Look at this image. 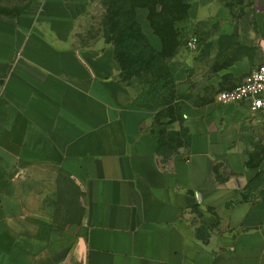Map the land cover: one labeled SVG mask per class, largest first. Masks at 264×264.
I'll return each instance as SVG.
<instances>
[{"label":"crops","instance_id":"obj_1","mask_svg":"<svg viewBox=\"0 0 264 264\" xmlns=\"http://www.w3.org/2000/svg\"><path fill=\"white\" fill-rule=\"evenodd\" d=\"M92 1L0 0V264H264V198L245 199L241 183L264 172V156L248 166L262 115L199 100L253 67L235 61L193 91L179 49L170 61L190 141L161 155L113 44L82 41ZM203 1L185 0L172 29L191 37ZM151 2L136 3V20L164 51Z\"/></svg>","mask_w":264,"mask_h":264},{"label":"rangeland","instance_id":"obj_2","mask_svg":"<svg viewBox=\"0 0 264 264\" xmlns=\"http://www.w3.org/2000/svg\"><path fill=\"white\" fill-rule=\"evenodd\" d=\"M101 2L105 5L108 0ZM102 5L99 0H93L81 18L84 26L82 41L88 48L105 47L107 43H113V39H117L108 29L111 14L107 7ZM162 24L168 28L166 21ZM175 34V36L170 34L172 38L167 55L172 56L177 54L179 49H183L182 55L185 57L183 64L189 83L187 87L193 91L197 90L204 79L216 74L219 68L235 61H244L253 68L264 63V0H204L200 19L192 30V36L198 39V47L195 50L186 46L190 36L185 28ZM118 39L123 40L120 37ZM180 42L182 45L178 46ZM212 51L214 55H211ZM169 63L173 74V64L171 65V61ZM123 72H125L124 77L135 88L143 105L150 110L149 119L145 123L146 130L159 133L165 154L170 156L183 149L186 146V138L180 137L178 133L185 128L184 116L174 74L173 85L167 83L165 79H161L157 85L155 82L158 81L151 71L126 69ZM206 89L208 93L200 95V101L211 100L219 92L210 86ZM166 102L168 104H165ZM260 119L264 123V116ZM178 127H181L180 130ZM263 156L264 140H260L248 160V166L255 167ZM215 173L219 180L226 179L229 172L225 162L215 167ZM258 175L259 173L251 179L241 180L245 190L242 196L247 200L264 198V182L259 186L254 183Z\"/></svg>","mask_w":264,"mask_h":264},{"label":"trees","instance_id":"obj_3","mask_svg":"<svg viewBox=\"0 0 264 264\" xmlns=\"http://www.w3.org/2000/svg\"><path fill=\"white\" fill-rule=\"evenodd\" d=\"M140 1L143 2L147 0H108L107 3L105 2L111 14L108 29H110V33L117 38L113 39L112 44L121 67L120 77L123 81L131 84V82L124 77V70L134 69L144 72L151 71L155 80L158 81L155 82L157 85L161 79H165L167 83L170 82L173 85L174 78L169 63L173 55H167V49L172 38L170 34H174L175 36V32L180 30H174L171 26L187 18L188 4L185 0H152L155 3L151 2L150 19L156 31L161 34L167 42L165 50L158 51L151 46L136 20L134 7L136 3ZM157 5L164 6L165 13L162 11L159 12ZM163 21L167 22L168 28L162 24ZM118 37L123 40H119ZM177 45L181 46L182 43L180 42ZM165 104H168V102ZM178 134L180 137L186 138L187 146L190 141L187 128H182V131ZM162 147L163 144L162 141H160L159 152L161 155H164ZM263 182L264 172L261 171L254 183L259 186Z\"/></svg>","mask_w":264,"mask_h":264},{"label":"built area","instance_id":"obj_4","mask_svg":"<svg viewBox=\"0 0 264 264\" xmlns=\"http://www.w3.org/2000/svg\"><path fill=\"white\" fill-rule=\"evenodd\" d=\"M186 46L195 50L197 37L191 36ZM215 100L221 105L244 104L252 112L264 116V63L254 67L237 87L219 91Z\"/></svg>","mask_w":264,"mask_h":264}]
</instances>
